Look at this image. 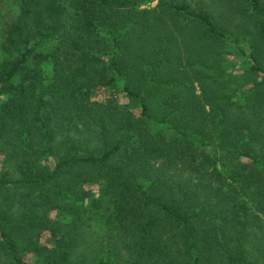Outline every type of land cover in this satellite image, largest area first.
Returning <instances> with one entry per match:
<instances>
[{
  "label": "trees",
  "instance_id": "16d2710c",
  "mask_svg": "<svg viewBox=\"0 0 264 264\" xmlns=\"http://www.w3.org/2000/svg\"><path fill=\"white\" fill-rule=\"evenodd\" d=\"M213 2L0 0V264H258L264 0Z\"/></svg>",
  "mask_w": 264,
  "mask_h": 264
},
{
  "label": "rangeland",
  "instance_id": "374dc122",
  "mask_svg": "<svg viewBox=\"0 0 264 264\" xmlns=\"http://www.w3.org/2000/svg\"><path fill=\"white\" fill-rule=\"evenodd\" d=\"M205 1L208 3V6L211 5V6L218 7V4L214 3L213 0H205ZM153 4H155V2H153ZM263 58H264V56H263ZM103 94H105V92H103ZM253 257L257 260L258 264H264V256L263 255H258L257 253H253Z\"/></svg>",
  "mask_w": 264,
  "mask_h": 264
}]
</instances>
